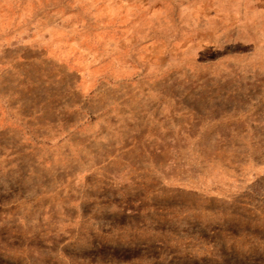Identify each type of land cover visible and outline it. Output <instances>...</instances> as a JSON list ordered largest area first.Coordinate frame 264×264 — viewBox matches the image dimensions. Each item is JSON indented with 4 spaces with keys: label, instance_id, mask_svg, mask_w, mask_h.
I'll return each mask as SVG.
<instances>
[{
    "label": "rangeland",
    "instance_id": "1",
    "mask_svg": "<svg viewBox=\"0 0 264 264\" xmlns=\"http://www.w3.org/2000/svg\"><path fill=\"white\" fill-rule=\"evenodd\" d=\"M0 264H264V0H0Z\"/></svg>",
    "mask_w": 264,
    "mask_h": 264
}]
</instances>
